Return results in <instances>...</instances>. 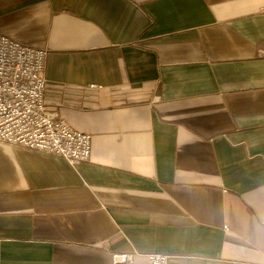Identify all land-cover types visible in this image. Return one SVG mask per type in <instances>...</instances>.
<instances>
[{"label":"crops","instance_id":"0c3cea01","mask_svg":"<svg viewBox=\"0 0 264 264\" xmlns=\"http://www.w3.org/2000/svg\"><path fill=\"white\" fill-rule=\"evenodd\" d=\"M262 3L0 0L91 149L0 141V264H264Z\"/></svg>","mask_w":264,"mask_h":264},{"label":"built area","instance_id":"2783aa9c","mask_svg":"<svg viewBox=\"0 0 264 264\" xmlns=\"http://www.w3.org/2000/svg\"><path fill=\"white\" fill-rule=\"evenodd\" d=\"M260 11L264 13V3ZM47 53L0 33V141L54 154L71 164L87 161L90 135L69 127L45 104ZM137 255L147 264H167L168 256L159 252L112 253L111 260L126 263Z\"/></svg>","mask_w":264,"mask_h":264}]
</instances>
